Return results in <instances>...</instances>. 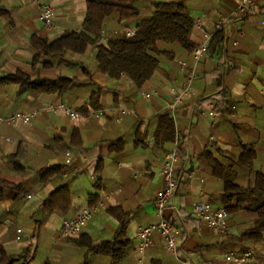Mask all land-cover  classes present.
I'll return each instance as SVG.
<instances>
[{
    "label": "crops",
    "instance_id": "obj_1",
    "mask_svg": "<svg viewBox=\"0 0 264 264\" xmlns=\"http://www.w3.org/2000/svg\"><path fill=\"white\" fill-rule=\"evenodd\" d=\"M156 1L136 0L140 16L154 11ZM241 1L181 0L193 19L189 38L195 47L202 42L209 46L221 29L220 49L195 61L180 45L161 42L159 48L171 55H160L154 75L136 86L124 73L113 77L98 71L92 45L82 54L48 55L33 62L31 37L53 41L63 32L81 30L86 0H0L8 10L6 16L0 15V116L37 111L28 122H0V179L22 184L20 192L13 188L0 192V258L32 244L29 264H137V231L165 217L177 229L182 252L175 257L155 232L146 250L147 264H235L222 256L240 250L250 251L264 264V237L256 242L238 239L252 224L254 206L228 214L224 233L193 213L198 202L223 207L219 200L223 181L219 170L213 172L215 163L230 166L235 182L243 186L252 182L255 172L264 173V3L252 0L257 8L246 13L239 10ZM43 4L54 9L52 27L39 17ZM135 22L107 19L101 42L123 33L125 26L134 28ZM16 71L34 79L66 76L74 82L62 92H42L2 81ZM189 77L190 89L183 92ZM92 94L94 101L97 98L94 103ZM60 104L82 112H112L72 120ZM163 112L172 118L175 134L172 140L157 141V115ZM244 146L255 153L251 169L232 165ZM67 148L72 153L68 165ZM173 149L178 154L179 184L171 207L161 215L154 202L164 185L163 159ZM48 166H59L62 172L41 180L40 172ZM69 178L68 210L43 209L51 192ZM92 205L97 208L80 233L65 236L63 219ZM116 206L131 212L126 252L119 261L95 253L85 262L86 250L74 240L82 235L111 239L118 222L107 209Z\"/></svg>",
    "mask_w": 264,
    "mask_h": 264
},
{
    "label": "trees",
    "instance_id": "obj_2",
    "mask_svg": "<svg viewBox=\"0 0 264 264\" xmlns=\"http://www.w3.org/2000/svg\"><path fill=\"white\" fill-rule=\"evenodd\" d=\"M155 9L150 14L140 16L136 0H86V11L82 21L81 30L63 32L53 41L32 36L30 48L34 52L33 62L42 56L62 57L67 52L82 54L89 45L94 46L97 70L109 75L117 76L120 73L127 75L136 86H141L155 73L159 65L160 55L171 53L160 49L161 42L178 44L187 52H193L195 45L189 38L193 26L187 7L181 0H158ZM8 10L0 6V15L6 16ZM116 18L119 22L135 19L133 34L127 36L124 33L110 35L105 43L101 42L104 24L107 19ZM224 39L222 30H218L208 46L207 52L220 49ZM84 71L85 68H83ZM89 75V72L86 71ZM4 82H15L20 86L39 89L42 92H62L74 82V78L57 76L54 79L29 78L21 71L7 74L2 78ZM92 94L91 102L94 103ZM216 106V104H215ZM86 112V109H83ZM158 125L155 138L160 141L172 140L175 128L168 112L157 115ZM255 159L253 148L244 146L241 154L232 161L246 169H251ZM16 168H21L19 164ZM219 170L223 181V189L219 195L222 208L228 214H234L243 210L247 204L254 206L250 210L252 224L244 229L238 239L252 240L254 242L264 237V173L255 172L251 183L245 186L235 182V173L230 166L214 164L213 172ZM59 166H48L41 170V180L47 179L53 174L60 175ZM70 178L56 187L49 198L42 203V208H57L66 212L70 206L68 186ZM21 183H10L0 179V192L5 188H13L20 192ZM107 211L117 220L118 226L114 236L109 240L92 239L82 235L75 239L79 246L86 250L85 262H88L90 254H102L114 261H119L126 252L129 241L125 239L127 223L131 212L123 210L120 206L109 207ZM34 248L32 244L26 245L18 254L0 258V264H29Z\"/></svg>",
    "mask_w": 264,
    "mask_h": 264
},
{
    "label": "built area",
    "instance_id": "obj_3",
    "mask_svg": "<svg viewBox=\"0 0 264 264\" xmlns=\"http://www.w3.org/2000/svg\"><path fill=\"white\" fill-rule=\"evenodd\" d=\"M264 3V0H262ZM257 8V5L253 3L252 0H242L239 5V10L251 13ZM54 9L48 4H43L41 6L39 17L43 23L52 27L54 25ZM134 28L125 26L123 33L127 36L133 34ZM104 34V30H102ZM103 39L101 37L100 41ZM208 50V45L206 42H202L195 47L192 54L195 61H198ZM182 66L185 65V62H180ZM191 78L189 77L187 82L183 85L182 90L186 92L190 89ZM151 94L146 93L145 96L149 97ZM179 96L175 97V100H178ZM208 105L213 107V103L209 102ZM65 110L72 120L79 119H92L104 114L111 113L110 109L108 110H90L87 112H82L71 107H68L64 104L59 105ZM124 110H121V113ZM37 115V111L30 113H15L9 116H0V122L14 123L16 121L28 122L31 117ZM71 150L67 148L65 150V162L66 164L71 163ZM178 158L177 151L175 149L167 152L162 162L161 175L164 181V185L160 192L158 193L155 200V208L159 214H163L166 209L170 208L171 198L176 191L179 184V173L176 168V160ZM97 205H92L91 207H86L82 211L76 213L73 217L64 218L62 222L63 234L67 237L74 238L76 237L83 226H85L88 221L92 218L93 213ZM175 208V207H174ZM193 213L197 218L204 221L208 227L214 229L217 232L224 233L229 228V215L224 208H214L209 202H198L193 207ZM20 232V229L17 230ZM157 232L160 236V239L167 251L173 254L175 257L179 258L180 253L182 252L180 243L178 241L177 229L173 222L170 219L161 217L158 222L147 224L142 226L137 231V245H136V259L137 264H147L146 250L153 244L152 236ZM17 239H20V236H17ZM223 259L226 261L233 262L235 264H260L254 255L248 250L240 251H228L223 254ZM193 264H199L194 262Z\"/></svg>",
    "mask_w": 264,
    "mask_h": 264
},
{
    "label": "rangeland",
    "instance_id": "obj_4",
    "mask_svg": "<svg viewBox=\"0 0 264 264\" xmlns=\"http://www.w3.org/2000/svg\"><path fill=\"white\" fill-rule=\"evenodd\" d=\"M12 264H15V263H12Z\"/></svg>",
    "mask_w": 264,
    "mask_h": 264
}]
</instances>
